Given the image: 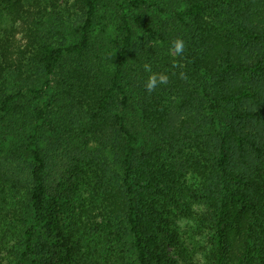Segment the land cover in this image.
Listing matches in <instances>:
<instances>
[{"label":"trees","instance_id":"1","mask_svg":"<svg viewBox=\"0 0 264 264\" xmlns=\"http://www.w3.org/2000/svg\"><path fill=\"white\" fill-rule=\"evenodd\" d=\"M75 1L0 0V221L24 226L14 264L66 247L72 264H103L57 220L84 186L71 226L103 224L111 264H169L172 208L210 232L205 264H264V0ZM102 11L114 40L94 37ZM145 64L169 83L148 93Z\"/></svg>","mask_w":264,"mask_h":264},{"label":"rangeland","instance_id":"2","mask_svg":"<svg viewBox=\"0 0 264 264\" xmlns=\"http://www.w3.org/2000/svg\"><path fill=\"white\" fill-rule=\"evenodd\" d=\"M75 5V0H58L56 3V7L60 9H71L75 7ZM100 15L101 19L96 26L94 37L114 40L117 36L115 26L109 24L106 20L103 22L104 11H102ZM4 24V19L0 16V34ZM71 32L75 33V30L72 29ZM67 37L71 39L69 35H67ZM21 38L22 36L19 35V39ZM198 181L199 179L193 174L188 175L186 178V182L190 185L197 184ZM86 188V186L79 187V190L73 196L72 201L67 202L66 200H61L57 209V220L60 226L64 227L65 234L70 231H77L75 233V241L79 240V242H81L80 246L82 252L87 255V257L97 258L103 264H111L110 255L112 250V237L107 236L108 231L106 227H102L104 226L103 224L99 226V219H96L98 226H89V228H87L84 225H81V223L79 225L71 226L72 218L78 216L80 211H83L84 204H89L90 193L88 188ZM181 203L183 206L190 207L193 211L199 213L203 212L205 209L202 204L193 202L190 199H183ZM170 211L173 226H171L170 231L168 232L170 240L168 247L170 258H172L169 264H205V257L211 248L210 232L196 219L183 216L177 209L172 208ZM82 221H87L86 216L83 217ZM96 222H90V225ZM23 230V224L18 223L15 220L4 219L0 221V264H14L8 251L11 246L21 238ZM173 230H175L176 235H174ZM173 236H176V238H171ZM174 241L175 244L172 243ZM61 251V256H59L52 264H72L69 249L66 247ZM184 256L187 258L184 259Z\"/></svg>","mask_w":264,"mask_h":264},{"label":"clouds","instance_id":"3","mask_svg":"<svg viewBox=\"0 0 264 264\" xmlns=\"http://www.w3.org/2000/svg\"><path fill=\"white\" fill-rule=\"evenodd\" d=\"M184 48V41L181 38H177L172 42L169 52L170 54L181 56L184 52ZM173 67H180V65L178 63H174ZM143 69L145 72L150 73L144 85L148 93L155 91V89L160 85H167L169 83V76L166 73L153 72L150 64L143 65ZM179 76L183 79L185 78V73L181 72Z\"/></svg>","mask_w":264,"mask_h":264}]
</instances>
